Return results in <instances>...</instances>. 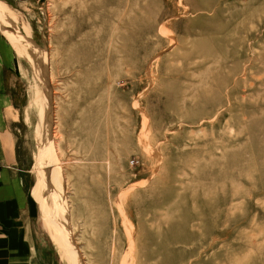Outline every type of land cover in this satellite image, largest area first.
I'll return each instance as SVG.
<instances>
[{
    "label": "rangeland",
    "instance_id": "rangeland-1",
    "mask_svg": "<svg viewBox=\"0 0 264 264\" xmlns=\"http://www.w3.org/2000/svg\"><path fill=\"white\" fill-rule=\"evenodd\" d=\"M0 27L56 262L264 264V0H0Z\"/></svg>",
    "mask_w": 264,
    "mask_h": 264
},
{
    "label": "crops",
    "instance_id": "crops-1",
    "mask_svg": "<svg viewBox=\"0 0 264 264\" xmlns=\"http://www.w3.org/2000/svg\"><path fill=\"white\" fill-rule=\"evenodd\" d=\"M10 37L16 46L0 27V264H59L23 168L17 97L20 48L15 35Z\"/></svg>",
    "mask_w": 264,
    "mask_h": 264
},
{
    "label": "bare ground",
    "instance_id": "bare-ground-1",
    "mask_svg": "<svg viewBox=\"0 0 264 264\" xmlns=\"http://www.w3.org/2000/svg\"><path fill=\"white\" fill-rule=\"evenodd\" d=\"M232 16V15H231Z\"/></svg>",
    "mask_w": 264,
    "mask_h": 264
}]
</instances>
